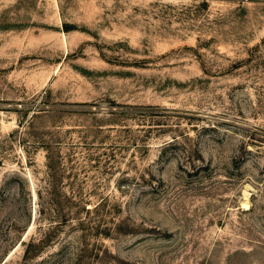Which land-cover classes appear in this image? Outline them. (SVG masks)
<instances>
[{
	"label": "rangeland",
	"instance_id": "1",
	"mask_svg": "<svg viewBox=\"0 0 264 264\" xmlns=\"http://www.w3.org/2000/svg\"><path fill=\"white\" fill-rule=\"evenodd\" d=\"M0 264H264V0H0Z\"/></svg>",
	"mask_w": 264,
	"mask_h": 264
},
{
	"label": "bare ground",
	"instance_id": "2",
	"mask_svg": "<svg viewBox=\"0 0 264 264\" xmlns=\"http://www.w3.org/2000/svg\"><path fill=\"white\" fill-rule=\"evenodd\" d=\"M244 205H245V206H248V203H247V202H244Z\"/></svg>",
	"mask_w": 264,
	"mask_h": 264
}]
</instances>
